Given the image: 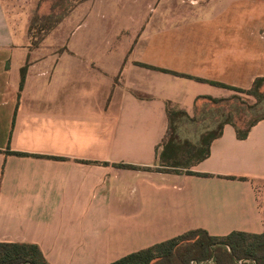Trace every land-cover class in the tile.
Returning a JSON list of instances; mask_svg holds the SVG:
<instances>
[{
    "label": "crops",
    "instance_id": "0c3cea01",
    "mask_svg": "<svg viewBox=\"0 0 264 264\" xmlns=\"http://www.w3.org/2000/svg\"><path fill=\"white\" fill-rule=\"evenodd\" d=\"M104 3L82 2L32 48L0 0V242L36 244L50 264H109L191 229L263 233L264 119L245 139L225 124L196 174L116 164L158 166L167 103L193 115L198 96H230L196 77L242 89L263 77L264 23Z\"/></svg>",
    "mask_w": 264,
    "mask_h": 264
},
{
    "label": "trees",
    "instance_id": "16d2710c",
    "mask_svg": "<svg viewBox=\"0 0 264 264\" xmlns=\"http://www.w3.org/2000/svg\"><path fill=\"white\" fill-rule=\"evenodd\" d=\"M84 1L86 0H38L30 13L25 30L29 46L32 48L40 46L43 40ZM43 3L49 4L47 8L41 10ZM142 65L150 67L147 64ZM25 74L26 66L21 69L20 89L23 87ZM195 79L247 93L256 101L249 103L238 94L228 97L200 95L195 100L193 115L169 102L166 106L168 134L162 146L156 150L158 166L127 163L116 164L117 166L146 171L196 174L191 168L210 155L211 144L222 135L225 124L233 125L237 137L245 139L251 128L264 119V76L255 78L249 89L204 78ZM192 261L194 264H264V232L255 234L232 231L224 236H214L202 228L191 229L176 237L129 253L109 264H192ZM0 264L50 263L36 244L0 242Z\"/></svg>",
    "mask_w": 264,
    "mask_h": 264
},
{
    "label": "rangeland",
    "instance_id": "374dc122",
    "mask_svg": "<svg viewBox=\"0 0 264 264\" xmlns=\"http://www.w3.org/2000/svg\"><path fill=\"white\" fill-rule=\"evenodd\" d=\"M38 0H31L30 8H35ZM96 0H94L95 2ZM103 4L106 7L113 6H123L130 7L131 9H177L181 14H190L194 13L196 9H216V21L227 22L233 20H244V21H253V22H263L264 23V0H104ZM26 0H11L12 9H8L9 13L15 14L13 20V26L17 28V39L22 41V44H29V40L26 37L24 32V23L25 18H30L27 15V7L25 9ZM49 3H43L41 5V10L48 7ZM29 8V9H30ZM29 11V13L32 12ZM188 9V10H185ZM176 10V11H177ZM160 11V10H159ZM230 16L232 19H230ZM73 25V24H72ZM67 28L61 35L58 37L65 36L68 34ZM254 33H260V30H254ZM261 33L264 34V31L261 30ZM54 39V41H53ZM57 36L50 38L47 42V46L43 50L38 52L39 56L51 52L54 49V42L57 40ZM66 44V43H65ZM230 96L238 94L244 100L249 103H254L256 100L253 96L237 92L235 90H229ZM256 192L258 196V201L264 213V182L257 183Z\"/></svg>",
    "mask_w": 264,
    "mask_h": 264
},
{
    "label": "built area",
    "instance_id": "2783aa9c",
    "mask_svg": "<svg viewBox=\"0 0 264 264\" xmlns=\"http://www.w3.org/2000/svg\"><path fill=\"white\" fill-rule=\"evenodd\" d=\"M195 262L192 261V264H194Z\"/></svg>",
    "mask_w": 264,
    "mask_h": 264
}]
</instances>
